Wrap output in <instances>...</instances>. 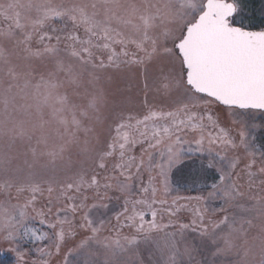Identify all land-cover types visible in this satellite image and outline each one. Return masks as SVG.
Returning <instances> with one entry per match:
<instances>
[{
    "label": "snow or ice",
    "instance_id": "obj_1",
    "mask_svg": "<svg viewBox=\"0 0 264 264\" xmlns=\"http://www.w3.org/2000/svg\"><path fill=\"white\" fill-rule=\"evenodd\" d=\"M85 75L79 107L60 90L79 95ZM0 88V245L17 264L29 244L32 264H217L241 249L236 264H264V0H11ZM50 122L68 137L51 147ZM38 129L45 150L14 164ZM70 145L78 165L56 169ZM184 184L200 194L173 195Z\"/></svg>",
    "mask_w": 264,
    "mask_h": 264
},
{
    "label": "rangeland",
    "instance_id": "obj_2",
    "mask_svg": "<svg viewBox=\"0 0 264 264\" xmlns=\"http://www.w3.org/2000/svg\"><path fill=\"white\" fill-rule=\"evenodd\" d=\"M11 2V0H0V4H7ZM87 80L88 77L87 75L84 76V86L78 90L79 95L74 94V90L65 85L64 88H62L60 91L61 92H65L67 91L69 94V101L70 103H75L77 104L79 107H86L87 102H88V91H90V89L88 88L87 85ZM4 86H6V80L4 83ZM140 86H142V82H140ZM87 89V91H86ZM3 89L0 88V91H2ZM137 90V84L134 82L133 85V91L135 92ZM13 93H15L17 90L14 88ZM142 98V97H141ZM24 101L20 100L19 98H17L16 100V104L20 105L23 104ZM79 114V108L77 109V115ZM15 118L20 121H28L29 117L26 116L22 111L21 112H17L14 114ZM44 119L45 120H49V116L47 114V109H45V115H44ZM38 123V119L35 116V112L34 110H32V116H31V122L30 123H26L25 127L28 128L29 130L31 129V125L32 124H36ZM85 124H87V121H84ZM71 130V129H70ZM44 135L47 136L48 138V146L51 147L55 144H59L62 143L63 140H67V136L63 137V140H61V136L63 135V127L57 125L55 122H50L48 124L45 125L44 129H43ZM40 130L38 129L35 133H32V140L31 142L24 140V141H20L17 140L16 141V146H15V152L19 153L20 155L18 156V159L15 160L13 163L14 164H20L22 167L23 165V161L25 158H27L30 162L32 160L31 154L28 153L27 157H25V155H23L24 153L28 152V148L29 147H35L37 150V154L39 155V153L43 152L45 150V145L44 144H38L37 141V137L40 136ZM77 135L80 137V139L82 140L84 138V133L78 132ZM8 142V137H0V148L6 146ZM76 147L75 145H70L68 151L65 152L64 154V160H57L55 168L56 169H63L65 167V163L66 161L70 158L72 161V166L76 167L79 163V159L76 155ZM47 162L45 157H39V160L35 166V171L38 173H44V172H48L50 174V169L52 166H49V169H43L41 166L44 165ZM199 189L197 186H193L190 184H184L183 187H179L178 191L173 192V195H179V196H197L199 195ZM56 193H53V196L55 197ZM184 201H181V203H183ZM181 219H187L189 217V213L187 212H182L180 214ZM164 221L167 222V216L164 217ZM114 223V221H113ZM254 223L257 225L256 227H253L249 233H248V245L247 246H251L253 247V250L258 254L259 252V244H260V232H259V225H260V221L256 220L254 221ZM36 227H40L38 224H36ZM159 235H163L162 233ZM194 234L189 233L187 234L185 240L183 242H180V238L177 237V241L179 243V246L181 249H183L184 244L191 242V243H196V241L192 240ZM253 237H256V239H253ZM235 243L240 246L243 244V240L242 239H236ZM39 246V245H38ZM37 246V247H38ZM7 245H0V255H2L3 257H5L7 260L13 262L14 264H17V257L16 254L9 252L7 250ZM25 249H31V251L27 252V255L24 256V264H32L33 260H39L40 257L37 255V253L35 252V248L29 244L25 246ZM242 251L243 249H241V253L240 255H238L236 252L224 255V256H220L216 258L217 264H236L237 261L240 260L241 255H242ZM195 255V253H194ZM144 259H147V252H144ZM197 258L199 259L200 257L197 255ZM62 259V257H61ZM249 259H251V254L249 255ZM49 264H60V261L56 258V257H51L49 258Z\"/></svg>",
    "mask_w": 264,
    "mask_h": 264
},
{
    "label": "trees",
    "instance_id": "obj_3",
    "mask_svg": "<svg viewBox=\"0 0 264 264\" xmlns=\"http://www.w3.org/2000/svg\"><path fill=\"white\" fill-rule=\"evenodd\" d=\"M258 6V5H257ZM0 264H14L13 262L7 260L5 257L0 255Z\"/></svg>",
    "mask_w": 264,
    "mask_h": 264
}]
</instances>
